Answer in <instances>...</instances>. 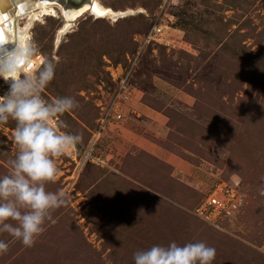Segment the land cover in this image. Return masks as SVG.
<instances>
[{
  "label": "rangeland",
  "instance_id": "1",
  "mask_svg": "<svg viewBox=\"0 0 264 264\" xmlns=\"http://www.w3.org/2000/svg\"><path fill=\"white\" fill-rule=\"evenodd\" d=\"M97 1L127 13H84L57 44L59 14L28 29L55 64L41 94L78 102L56 120L82 139L54 158L55 222L32 246L0 233V264H135L171 242L214 247L212 264H264V0ZM15 127L0 124V176ZM221 181L240 199L210 223L194 211Z\"/></svg>",
  "mask_w": 264,
  "mask_h": 264
},
{
  "label": "clouds",
  "instance_id": "2",
  "mask_svg": "<svg viewBox=\"0 0 264 264\" xmlns=\"http://www.w3.org/2000/svg\"><path fill=\"white\" fill-rule=\"evenodd\" d=\"M13 53L0 63V77L11 81L0 96V124L10 118L16 121L13 142L17 153L9 161L10 171L0 176V233H8L25 246H32L52 221L51 211L66 203L64 191L46 190L60 169L54 159L72 153L81 135L61 130L56 118L78 106L71 96L46 100L42 90L54 78L55 64L42 58L38 47L28 39L17 41ZM37 61L41 67L23 72ZM264 195V186L260 188ZM10 242L0 239V254ZM216 249L204 242L167 246L153 245L134 254L135 264H212Z\"/></svg>",
  "mask_w": 264,
  "mask_h": 264
},
{
  "label": "bare ground",
  "instance_id": "3",
  "mask_svg": "<svg viewBox=\"0 0 264 264\" xmlns=\"http://www.w3.org/2000/svg\"><path fill=\"white\" fill-rule=\"evenodd\" d=\"M84 13H89L97 19L118 18L125 15L127 11H113L109 7L100 4L97 0H90L89 3L77 9H67L64 4L54 0H24L20 4H11L9 9L6 10L7 20L0 21V27L3 28L5 37V42L0 43V63L13 53L16 47V42L13 40L29 39L28 29L33 20H37L40 16H56L59 14L62 17V27L56 34L55 44H57L61 34H65L73 22ZM21 20H24L22 26L20 25ZM38 63L37 61L33 62L35 65ZM22 71L30 73L32 67L23 68Z\"/></svg>",
  "mask_w": 264,
  "mask_h": 264
},
{
  "label": "built area",
  "instance_id": "4",
  "mask_svg": "<svg viewBox=\"0 0 264 264\" xmlns=\"http://www.w3.org/2000/svg\"><path fill=\"white\" fill-rule=\"evenodd\" d=\"M152 29L150 35L155 36L156 31L154 28ZM39 64L40 63L36 65L33 64L30 73H32ZM88 153L87 155L89 156ZM237 197L240 199V194L235 186L224 181L218 182L212 187L208 194L203 197L201 203L196 206L194 212L203 220L212 223L221 213H225L226 215L231 207H237ZM209 217H211V219H209Z\"/></svg>",
  "mask_w": 264,
  "mask_h": 264
},
{
  "label": "water",
  "instance_id": "5",
  "mask_svg": "<svg viewBox=\"0 0 264 264\" xmlns=\"http://www.w3.org/2000/svg\"><path fill=\"white\" fill-rule=\"evenodd\" d=\"M24 0H0V16H6V10L9 9L11 4L16 5L17 3L20 4ZM58 1L61 4H64L65 8L67 9H77L82 5L89 3L90 0H54Z\"/></svg>",
  "mask_w": 264,
  "mask_h": 264
},
{
  "label": "snow or ice",
  "instance_id": "6",
  "mask_svg": "<svg viewBox=\"0 0 264 264\" xmlns=\"http://www.w3.org/2000/svg\"><path fill=\"white\" fill-rule=\"evenodd\" d=\"M6 20H7L6 16L0 17V21H6ZM4 42H5L4 31L3 28L0 27V43H4Z\"/></svg>",
  "mask_w": 264,
  "mask_h": 264
},
{
  "label": "trees",
  "instance_id": "7",
  "mask_svg": "<svg viewBox=\"0 0 264 264\" xmlns=\"http://www.w3.org/2000/svg\"><path fill=\"white\" fill-rule=\"evenodd\" d=\"M51 16V15H50Z\"/></svg>",
  "mask_w": 264,
  "mask_h": 264
}]
</instances>
